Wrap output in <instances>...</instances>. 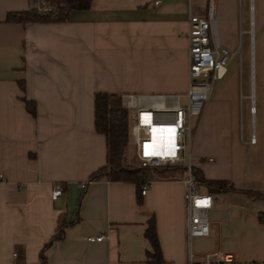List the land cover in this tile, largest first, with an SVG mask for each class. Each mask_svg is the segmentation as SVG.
<instances>
[{"label":"crops","instance_id":"crops-1","mask_svg":"<svg viewBox=\"0 0 264 264\" xmlns=\"http://www.w3.org/2000/svg\"><path fill=\"white\" fill-rule=\"evenodd\" d=\"M207 2L90 0L67 21L40 23L9 21L30 0H0V264H41L61 221L70 224L46 249L47 264H148L152 217L163 264H187L185 169L147 183L145 195L92 180L108 161L95 96L120 95L127 110L129 96L144 108L172 107L175 96L186 106L190 18L205 16ZM216 28L233 58L192 120L190 163L198 179L264 192V0H218ZM57 183L64 194L54 201ZM211 195V233L193 251L264 261V200Z\"/></svg>","mask_w":264,"mask_h":264},{"label":"built area","instance_id":"built-area-1","mask_svg":"<svg viewBox=\"0 0 264 264\" xmlns=\"http://www.w3.org/2000/svg\"><path fill=\"white\" fill-rule=\"evenodd\" d=\"M163 0H154L161 5ZM31 10L40 17L56 19L60 15L61 5L53 0H30ZM218 0H208L205 16L193 15L190 18V69L189 88L186 94L187 105L180 106L178 96L173 97V106L161 104L154 108H144L134 104L135 97L127 98L131 113V139L136 157L142 166L148 169L182 167L185 176L184 207L188 243L187 264H264V261H239L232 254L216 253L200 256L192 249L196 238H207L211 233L209 212L214 207L211 194L204 192L195 175L188 155L192 133V120L198 118L207 102L211 99L213 83L225 78L228 66L233 58L231 51L223 46L217 34ZM253 37V33H252ZM160 99H165L161 97ZM255 113V108H252ZM160 137L153 138L155 132ZM166 138L165 153H162V138ZM153 138V139H152ZM255 142V138L252 139ZM86 185H83L85 188ZM147 185L143 187L145 195ZM64 194V186H53L52 199L59 200ZM105 237L89 238L91 242H101ZM16 257L17 254L15 253Z\"/></svg>","mask_w":264,"mask_h":264},{"label":"trees","instance_id":"trees-1","mask_svg":"<svg viewBox=\"0 0 264 264\" xmlns=\"http://www.w3.org/2000/svg\"><path fill=\"white\" fill-rule=\"evenodd\" d=\"M53 1L61 5L60 15L56 19L40 17L30 10L28 13L10 15L9 21L40 23L64 22L69 19L71 13L75 11H85L90 8V0ZM25 103L28 111L36 115L35 104L28 100H25ZM131 124V113L123 106V99L120 95L108 93L96 94L95 128L97 133L104 135L106 138L108 161L107 166L95 173L91 179L100 180L106 177L112 182L133 183L137 185L142 195L143 187L155 179L149 175L148 168L132 169L127 165L126 150L131 138ZM158 169H161L162 173L163 171L166 173L165 176L163 175L160 178H169L171 176L170 174L173 175L183 170L181 167H165ZM199 182L201 187L206 189L209 194L214 192H238L253 200H264V192L237 190L231 183L226 181H207L199 178ZM69 224L64 221L60 222L57 233L42 251L40 257L41 264H47V258L45 256L46 249L53 243L63 239L66 227ZM145 236L152 248V252L148 253V264H163L154 217L148 222Z\"/></svg>","mask_w":264,"mask_h":264},{"label":"rangeland","instance_id":"rangeland-1","mask_svg":"<svg viewBox=\"0 0 264 264\" xmlns=\"http://www.w3.org/2000/svg\"><path fill=\"white\" fill-rule=\"evenodd\" d=\"M250 43L251 46L253 44L252 41V37L250 36ZM126 159H127V165L129 168L132 169H141V168H145L144 166L141 165V163L138 161L137 157H136V152H135V148L134 145L132 144V139L130 138V143L127 147L126 150ZM149 175L153 178V179H160V177H162L163 175L165 176L166 173H162L161 169H148ZM169 174V173H168ZM202 189V187H201Z\"/></svg>","mask_w":264,"mask_h":264},{"label":"bare ground","instance_id":"bare-ground-1","mask_svg":"<svg viewBox=\"0 0 264 264\" xmlns=\"http://www.w3.org/2000/svg\"><path fill=\"white\" fill-rule=\"evenodd\" d=\"M161 136V133H159L158 131L157 132H155L154 134H153V138L155 139V138H157V137H160ZM152 138V139H153ZM160 142H162V145H163V147H162V153H165L166 151H165V147H166V138L165 137H163L162 138V141H160Z\"/></svg>","mask_w":264,"mask_h":264}]
</instances>
